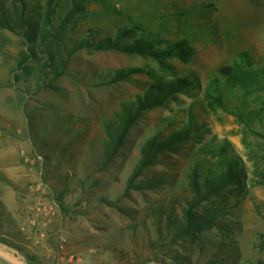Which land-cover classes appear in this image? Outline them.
<instances>
[{"label":"rangeland","instance_id":"obj_1","mask_svg":"<svg viewBox=\"0 0 264 264\" xmlns=\"http://www.w3.org/2000/svg\"><path fill=\"white\" fill-rule=\"evenodd\" d=\"M3 1L23 6L30 26L0 29V242L28 264V256L54 264L61 233L82 264H264V0ZM123 28L132 33L122 45L152 41L163 52L184 42L189 61L177 56L182 47L163 64L117 50L69 57L76 41L98 43ZM22 53L33 57L29 73L19 68ZM60 61L66 74L56 78ZM128 68L138 72L110 83L112 70ZM227 68L251 77L248 87ZM176 79L193 85L143 112L98 171L104 122ZM215 99L224 107H211ZM190 124L189 139L135 177L147 142ZM223 145L241 174L192 208V176L202 184L217 172ZM35 155L44 163L28 164ZM52 202L58 208L42 229ZM207 211L213 223L201 219Z\"/></svg>","mask_w":264,"mask_h":264},{"label":"trees","instance_id":"obj_2","mask_svg":"<svg viewBox=\"0 0 264 264\" xmlns=\"http://www.w3.org/2000/svg\"><path fill=\"white\" fill-rule=\"evenodd\" d=\"M18 1V0H17ZM25 9L17 6V3L13 5V7L7 6V3L3 0L0 1V29L10 31L14 34H18L21 32H25L26 29L29 28L30 23L25 15ZM51 13V12H50ZM132 31L130 29H120L114 36L107 35L103 38L102 41L95 43V41H90L89 39H83L80 41H76L72 46L69 47V57L73 56L76 52H79L84 49H97V50H117L122 51L128 54H138L141 56L150 55L161 64H163V59L173 56L174 51L178 48H183V50L177 54V56L181 57L184 61H189L190 58V50L187 49V44L184 42H179L175 44L172 49L168 51L158 52L153 49L152 41H137L132 46L122 45L124 38L128 37ZM182 53V54H181ZM242 57L245 58L246 54L242 53ZM33 59L32 55H28L27 53H22V58L19 62V68L26 73L30 72V68L28 63ZM54 61V57L50 58ZM69 60V59H68ZM61 62L56 63V78H61L64 76L65 69L62 66L66 65ZM138 72L137 69L128 68V69H115L112 70L111 73L113 78L110 79V83H118L127 80L132 75ZM225 74H228V78L230 81H237L241 86L247 88V83H249V79L251 77L246 78L243 75L242 70L235 69H225ZM193 85L188 79H176L170 82H159L157 85H154L150 91H148L144 96L139 95L134 102L122 104L120 110L114 114L115 120H106L104 122V130L107 136L104 151L101 157V162L99 163L98 171L103 172L105 168H107L110 162L117 156L121 146L127 140V134L129 132L130 127L138 121L143 112L154 109L156 107L164 106L165 102L173 97L175 94L185 92V88ZM216 104V105H215ZM215 104H210V106L214 108H223L224 105L221 102V99H215ZM193 128L191 124L188 127L184 128L182 131L173 134L169 139L165 141H149L142 149V156L139 163L138 171L135 177H140L144 170L148 167L153 166L158 160V154L160 151L171 148L175 150V145H179L184 143L187 139L190 138ZM218 153H216L217 157L221 160L219 162V170L214 173H209L207 180L204 183H200L199 181V173H195L192 176L193 182L192 187L195 193V199L197 202L190 203L191 207L199 206L200 202H204L210 200L212 196H219L222 192H224L232 182L238 177L241 173H239V169L236 163L232 161L228 156V149L226 145L222 147H218ZM134 177V178H135ZM192 207V208H193ZM188 222L192 223L191 212H187ZM206 218V219H204ZM218 216H212L209 211L204 213V216L201 219H204L205 222L213 223ZM192 228V225H188ZM28 260L31 262H35L34 258L28 256Z\"/></svg>","mask_w":264,"mask_h":264},{"label":"built area","instance_id":"obj_3","mask_svg":"<svg viewBox=\"0 0 264 264\" xmlns=\"http://www.w3.org/2000/svg\"><path fill=\"white\" fill-rule=\"evenodd\" d=\"M26 161L28 164L32 166H35L40 163H44V159L41 155H35L33 157H28ZM57 208H58V205L55 202H52L50 207L47 208L46 210L47 218L43 220L40 225L42 229L45 227H48L51 224L54 211ZM67 243H68V239L63 233L58 235L57 248H58L59 254L56 256L54 264H82L80 258L76 257L74 254L66 253Z\"/></svg>","mask_w":264,"mask_h":264},{"label":"water","instance_id":"obj_4","mask_svg":"<svg viewBox=\"0 0 264 264\" xmlns=\"http://www.w3.org/2000/svg\"><path fill=\"white\" fill-rule=\"evenodd\" d=\"M0 258L9 264H28L19 253L14 252L8 246L0 242Z\"/></svg>","mask_w":264,"mask_h":264}]
</instances>
